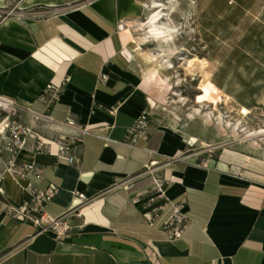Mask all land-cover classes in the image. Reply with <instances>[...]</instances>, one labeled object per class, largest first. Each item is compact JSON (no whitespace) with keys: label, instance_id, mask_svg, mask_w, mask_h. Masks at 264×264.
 <instances>
[{"label":"crops","instance_id":"1","mask_svg":"<svg viewBox=\"0 0 264 264\" xmlns=\"http://www.w3.org/2000/svg\"><path fill=\"white\" fill-rule=\"evenodd\" d=\"M32 9L46 15L30 17ZM128 13L126 0H0V93L24 108L32 130L19 160L41 168L0 179V264H264V175L225 157L187 154L185 141L157 122L128 69ZM48 81L65 83L49 109L38 97ZM143 112L146 136L130 144L127 128ZM60 135L74 163L58 156ZM38 137L50 144L37 149ZM155 173L171 179L172 202L187 201L179 238L160 227L170 206L151 226L132 199ZM28 180L57 186L44 208L68 223L66 237L22 211Z\"/></svg>","mask_w":264,"mask_h":264},{"label":"rangeland","instance_id":"2","mask_svg":"<svg viewBox=\"0 0 264 264\" xmlns=\"http://www.w3.org/2000/svg\"><path fill=\"white\" fill-rule=\"evenodd\" d=\"M126 1L128 35L171 72L168 78L158 70L143 85L157 122L177 120L190 139L187 154L225 157L264 175V136H245L247 129L264 127V0ZM153 23L172 30L156 38ZM194 57L217 61L210 80L220 98L197 101L202 77L186 74Z\"/></svg>","mask_w":264,"mask_h":264},{"label":"built area","instance_id":"3","mask_svg":"<svg viewBox=\"0 0 264 264\" xmlns=\"http://www.w3.org/2000/svg\"><path fill=\"white\" fill-rule=\"evenodd\" d=\"M30 17H40L46 15L43 9H32L28 13ZM105 75H100L99 80H105ZM65 88V83H55L48 81L44 89L38 95L39 99L46 105V108L59 101L61 92ZM24 108L17 103L12 97L0 93V179L7 172L19 178H27L30 174H40L41 168L34 163H28L19 160L18 153L24 146L27 136L32 134V130L22 121L21 111ZM149 112H143L137 116L134 121L128 126L125 141L133 144L140 136H146V129L149 127ZM37 117H46L45 115H37ZM69 124H73L71 119ZM81 129V133H83ZM58 140L57 154L63 159H67L70 163H74L77 157L69 150L68 144L65 143V135H60ZM81 139L78 136L77 141ZM37 149L45 148L50 143L40 137L37 139ZM154 163L151 161L150 166ZM150 170V168H148ZM171 184V179L160 174H154L152 185L144 188H137L132 191V199L134 203L140 206L144 221L153 225L155 217L162 210L170 206L167 216L164 218L160 227L166 232V235L171 238H179L182 236L186 225L189 221L188 212H186V199L181 202H172L168 198L166 192ZM31 199L24 204L22 211L33 210L39 213L40 216H31L35 225H41V229H54L56 238H64L68 235L69 225L61 218L51 217L46 213L44 208L45 202L49 201L57 190L54 183L48 185L47 188H40L31 180L27 181ZM131 188V187H129ZM79 199H86L83 192L77 193Z\"/></svg>","mask_w":264,"mask_h":264},{"label":"bare ground","instance_id":"4","mask_svg":"<svg viewBox=\"0 0 264 264\" xmlns=\"http://www.w3.org/2000/svg\"><path fill=\"white\" fill-rule=\"evenodd\" d=\"M150 32L156 38L162 37V35L168 34L171 32V28L165 25L151 24ZM128 42L126 44L127 51L130 55V62L128 65V69L135 75L141 85H148L149 80L152 78V75L156 74L158 70H166L168 73V78L171 76V72L167 70L164 64L158 63L157 55L147 53L141 50L139 42L135 39V37H130L128 35ZM217 61L214 58L206 57H194L188 60L186 65V74L192 75L197 74L202 77L201 79V88L203 93L197 95V101L202 102L207 97H219L220 92L217 85L210 80L211 72L216 68ZM160 85H164L165 79H160ZM159 95V94H158ZM215 96V97H213ZM161 98V96H158ZM215 102L217 100L214 99ZM198 108H196L197 110ZM243 112L247 114L249 112L248 109L243 108ZM160 125L165 126L170 131L174 132L177 136H179L183 141L188 142L189 136L185 132H183L178 125V122L175 118L171 116H164L160 118ZM247 137H255V136H264V127L255 128V129H247L246 135ZM8 175H13L7 172ZM2 186V181L0 182V187Z\"/></svg>","mask_w":264,"mask_h":264},{"label":"water","instance_id":"5","mask_svg":"<svg viewBox=\"0 0 264 264\" xmlns=\"http://www.w3.org/2000/svg\"><path fill=\"white\" fill-rule=\"evenodd\" d=\"M125 264H152V263L149 261L139 260V261L127 262Z\"/></svg>","mask_w":264,"mask_h":264}]
</instances>
